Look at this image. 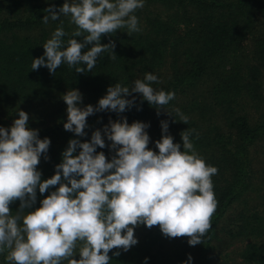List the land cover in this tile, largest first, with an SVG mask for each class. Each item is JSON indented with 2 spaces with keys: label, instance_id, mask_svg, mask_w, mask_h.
<instances>
[{
  "label": "trees",
  "instance_id": "1",
  "mask_svg": "<svg viewBox=\"0 0 264 264\" xmlns=\"http://www.w3.org/2000/svg\"><path fill=\"white\" fill-rule=\"evenodd\" d=\"M64 2L0 0V108L4 104L16 114L18 110L26 112L28 128L37 129L39 139L50 140L37 166L41 180L55 174V165L61 162L70 139L88 142L98 129L103 136L109 120L125 117L129 124H148V148L153 151H158L155 141L162 135L161 121H168V134L174 143L181 144V150L180 133L195 129L192 140L196 151L206 164L218 169L212 177L217 208L203 242L190 246L188 237L167 238L158 226L149 229L140 225L134 229L138 243L127 252L111 250L109 264H145V258L146 264H182L188 255L191 264H214V243L224 239L244 240L238 251L243 264H264V189L261 209L249 208L246 203L234 207L250 184L249 147L264 138V0H144V7L133 13L139 32L129 35L127 28H121L101 37V44L109 40L115 43L117 58L102 53L92 71L83 74L67 64L57 68L54 75L46 67L32 70V59L43 56L42 45L56 28L63 26L68 33L62 38L65 44L76 28L65 16L48 24L42 22L47 15L44 9L55 6L58 10ZM249 38L252 43L246 47ZM76 39L82 41L81 37ZM146 72L160 81L152 84L153 88L175 93L165 106L172 116L164 109L157 115L155 106L142 100L140 94L131 93L126 98L136 97L133 107L119 114L94 113L87 118L84 136L64 130L67 112L61 97L67 90L82 94L79 107H95L109 86L119 83L131 87ZM249 104L254 114H250ZM176 108L188 117L187 125L179 121L173 111ZM104 139L105 148L97 146L96 151L110 161L115 152L107 146L111 142ZM79 151L77 148L73 155ZM58 186H50L44 194L37 189L36 203L25 211L40 207V201ZM19 204L17 200L9 205L12 213ZM115 251L121 254L113 256ZM5 255L0 254V264H7ZM73 258L79 259V255Z\"/></svg>",
  "mask_w": 264,
  "mask_h": 264
},
{
  "label": "clouds",
  "instance_id": "2",
  "mask_svg": "<svg viewBox=\"0 0 264 264\" xmlns=\"http://www.w3.org/2000/svg\"><path fill=\"white\" fill-rule=\"evenodd\" d=\"M143 7L144 0H65L58 10L49 6L44 9V24L65 16L76 28L66 44L62 38L68 33L63 26L56 28L42 45L43 56L32 59L31 69L46 67L54 75L67 64L83 74L92 71L102 53L117 58L115 43L101 44L102 35L111 36L121 28H127L129 35L139 32L133 13ZM87 45L91 47L82 52ZM154 83H160L158 77L146 72L131 87L109 86L95 107L83 108L78 106L82 94L67 90L61 97L67 112L64 130L84 136L87 118L94 113L119 114L133 107L136 97L126 98L131 93L155 106L157 115L164 109L172 116L165 106L175 93L157 90ZM173 111L187 125L188 117L178 108ZM28 121L29 114L18 110L10 128L0 127V254L6 253L7 264H109L111 250L127 252L138 243L134 229L140 225L158 226L167 238L188 237L190 246L203 242L217 208L212 177L218 169L206 164L196 151L195 129L180 133L181 150V144L168 134V121H161L162 135L155 141L158 151H153L148 148V124H129L125 117L109 120L103 136L98 129L88 142L70 139L55 174L42 181L37 166L50 140L39 139L38 130L28 128ZM104 137L115 152L110 161L96 151L97 146L105 148ZM77 148L79 154L73 155ZM57 185L40 201V207L25 211L36 203L37 189L44 194ZM17 200L19 209L12 213L9 205ZM77 254L79 259H74ZM120 254L113 252V256ZM191 260L188 255L182 264H191Z\"/></svg>",
  "mask_w": 264,
  "mask_h": 264
},
{
  "label": "rangeland",
  "instance_id": "3",
  "mask_svg": "<svg viewBox=\"0 0 264 264\" xmlns=\"http://www.w3.org/2000/svg\"><path fill=\"white\" fill-rule=\"evenodd\" d=\"M252 43V39L249 38L246 42V47ZM57 92H62L57 91ZM248 110L251 111L250 114H254L252 104L248 105ZM0 115L3 120V127L10 128L14 119L18 118V114L12 112L9 106L2 104L0 108ZM249 156L251 159V177L249 181V187L244 195L237 201L235 208H239L246 203L249 208L255 207L256 209H261V200H263V189H264V138H259L249 147ZM231 211V210H230ZM249 212V210H248ZM226 222V220L224 221ZM219 234V232H218ZM219 241V240H218ZM216 241V242H218ZM215 242V241H214ZM213 246V263L214 264H243L238 256V251L243 244L244 240H234L232 242H227L224 239L220 242L221 245L217 246V243ZM227 242V244H225Z\"/></svg>",
  "mask_w": 264,
  "mask_h": 264
}]
</instances>
